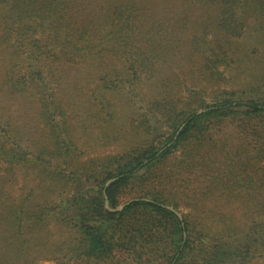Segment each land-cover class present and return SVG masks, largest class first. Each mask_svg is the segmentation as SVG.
Segmentation results:
<instances>
[{
  "label": "trees",
  "instance_id": "16d2710c",
  "mask_svg": "<svg viewBox=\"0 0 264 264\" xmlns=\"http://www.w3.org/2000/svg\"><path fill=\"white\" fill-rule=\"evenodd\" d=\"M79 1L0 0L2 84L19 95L32 90L49 129L44 144L29 160L21 136L0 116V165L12 175L30 162L38 172L36 186L17 201L5 196L4 181H0V264H35L38 259H54V264L249 263L264 252V221L236 232L228 225L218 230L207 222L189 225L185 216L178 219L167 208H177V203L165 193L163 180L171 156L177 153L172 166L190 175L196 167L190 165L200 149L214 146L215 134L223 125H232L246 140L235 145L225 167L232 182H225L218 172L208 175L204 195L231 191L245 180L252 182L247 165L253 159H264L260 88L251 87L247 96L245 92L218 91L210 105L193 91L179 105L154 102L138 118L136 128L145 132L144 142L122 154L71 166L76 147L66 105L60 100L69 86L62 66L124 56L128 65L123 72L117 70L111 79H107L109 75L103 78L106 90L121 91L125 85L131 87V79L154 59L151 48L141 47L146 35L139 29V8L133 0L111 3L102 14L104 23L97 26L75 20ZM200 1L224 8L221 27L225 33L242 27L238 20L243 19L241 4L253 9L257 19L261 15L257 27L263 26L264 0ZM231 3L236 13L228 6ZM208 70L212 71L206 75L212 79L217 73L209 66ZM106 115L110 117L108 112ZM157 125L166 126L171 134L157 138ZM48 174L60 185L57 192L46 183ZM81 178L95 193L70 197L65 189L72 184L81 186ZM36 191L42 200H36ZM104 195L111 207L123 197L136 199L121 211L110 212L104 208Z\"/></svg>",
  "mask_w": 264,
  "mask_h": 264
},
{
  "label": "rangeland",
  "instance_id": "374dc122",
  "mask_svg": "<svg viewBox=\"0 0 264 264\" xmlns=\"http://www.w3.org/2000/svg\"><path fill=\"white\" fill-rule=\"evenodd\" d=\"M83 1L78 2L75 20L97 26L104 23L102 14L111 3L125 0H87L86 4L81 3ZM133 1L139 8V29L146 35L141 47L151 48L154 59L144 72L131 79V87L125 85L121 91L103 87L104 76L109 75L107 79H111L113 72H123L127 67L128 61L124 56L105 57L94 64L79 62L62 66L69 86L65 91L66 97L60 96V100L66 105L67 121L76 147L71 166L78 167L82 162L122 154L144 142L145 132L136 128L138 118L154 102L179 105L178 102L185 100L188 92L193 91L210 105L218 91L245 92L247 96L246 91L251 87L260 88L263 95L260 98L264 99V23L257 27L261 15L257 19L258 15L247 4H241L243 19L238 20L243 23L242 27L225 33L221 27L224 8H220L218 3L200 0ZM232 5L228 6L233 8ZM232 10L236 13L235 8ZM208 66L217 73L212 79L206 75L212 71ZM3 71L4 66L0 63V116L9 123L13 132L21 136L19 141L30 153L28 157L31 160L37 148L44 144L42 139L49 134V129L40 116L41 106L34 96L36 94L32 90L24 95L10 92L2 84ZM157 133V138L165 139L171 131L164 125H157ZM214 139V146L201 148L199 155L195 156L190 168L196 167L190 175L177 171L172 164L179 155L171 156L164 167L166 177L163 181L167 189L165 193L177 203V208L167 207L172 208L181 220L185 216L189 225L207 222L213 230L227 225L234 232L245 230L255 221H264V159H253L247 165L252 182L245 180L241 182L242 186H235L231 191L218 190L213 195H204L208 175L218 172L225 182H232L228 178L229 169L225 167L229 166L230 153L235 145L246 142L232 125H223ZM201 162L203 166H200ZM30 168L29 162L24 170L16 169L11 175L4 165H0V181H4L5 196L10 200L21 199L36 186L38 172L35 167ZM45 179L46 183L55 186L54 192H57L58 182H54L50 174ZM80 182L82 185L79 187L72 184L65 189L70 197L95 193L84 178ZM34 197L37 201L42 200L38 191ZM132 199L136 198H120L116 207ZM108 206L116 208L109 203ZM51 234H54L53 230L48 233L50 240L53 239ZM251 259L245 264H264V252ZM54 263V259L35 262Z\"/></svg>",
  "mask_w": 264,
  "mask_h": 264
},
{
  "label": "water",
  "instance_id": "95a60500",
  "mask_svg": "<svg viewBox=\"0 0 264 264\" xmlns=\"http://www.w3.org/2000/svg\"><path fill=\"white\" fill-rule=\"evenodd\" d=\"M113 180H114V178L110 179V180L105 184V186H106L108 183L112 182ZM132 200H134V199H132ZM132 200H130V201H132ZM130 201H128V202H126V203H124V204H122V205H119V206L116 207V208H110V207L108 206L107 197L104 195V205H105V208H106L108 211H110V212L121 211V210L123 209V207H124L126 204H128ZM167 208H168L169 210L173 211V212L175 213V215L178 217V219H180L179 215H178V214H177L172 208H170V207H167Z\"/></svg>",
  "mask_w": 264,
  "mask_h": 264
}]
</instances>
